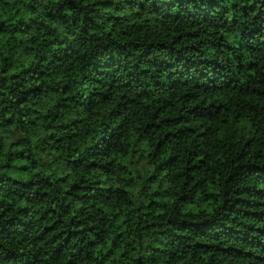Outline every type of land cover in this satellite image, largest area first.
<instances>
[{"label":"trees","instance_id":"obj_1","mask_svg":"<svg viewBox=\"0 0 264 264\" xmlns=\"http://www.w3.org/2000/svg\"><path fill=\"white\" fill-rule=\"evenodd\" d=\"M127 5L0 0V264H264V0Z\"/></svg>","mask_w":264,"mask_h":264},{"label":"clouds","instance_id":"obj_2","mask_svg":"<svg viewBox=\"0 0 264 264\" xmlns=\"http://www.w3.org/2000/svg\"><path fill=\"white\" fill-rule=\"evenodd\" d=\"M143 2H145V0H138V3H143ZM147 3H148V4H151V3H152V0H147ZM116 4L124 5L125 8H127V6H128V5H127V0H114V6H115ZM136 11H137V9L133 8L130 14H129L128 12H125V14H126V15L134 16L135 13H136ZM148 23L151 24L150 21H148ZM129 26H130V25H129ZM160 31H161V30L159 29L158 26H153V27H150V29H149V34L159 35V34H160ZM140 35L142 36L143 33H140ZM221 148H222L223 151H227V149H224L223 146H221ZM0 242H3V243H5V244H8L7 241H0ZM9 246H11V245H9ZM0 251H3V249H0ZM259 254H260V255H264V252H261V253H259ZM205 264H206V262H205Z\"/></svg>","mask_w":264,"mask_h":264}]
</instances>
